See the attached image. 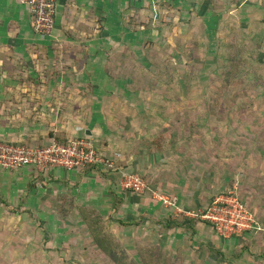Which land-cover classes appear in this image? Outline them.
<instances>
[{"label": "rangeland", "instance_id": "374dc122", "mask_svg": "<svg viewBox=\"0 0 264 264\" xmlns=\"http://www.w3.org/2000/svg\"><path fill=\"white\" fill-rule=\"evenodd\" d=\"M126 2L106 15L96 5L95 15L65 31L57 69L64 75L57 112L63 135L96 120L91 131L101 152L130 159L150 186L166 180L168 166L185 173L186 186H212L201 203L215 188L241 198L238 185L264 186V0ZM72 190L16 187L13 206L0 205V264H144L139 247H160L153 223L137 239L141 220L117 223L112 203L102 198L98 210ZM251 237L215 249L209 264H264V232L257 242Z\"/></svg>", "mask_w": 264, "mask_h": 264}, {"label": "crops", "instance_id": "0c3cea01", "mask_svg": "<svg viewBox=\"0 0 264 264\" xmlns=\"http://www.w3.org/2000/svg\"><path fill=\"white\" fill-rule=\"evenodd\" d=\"M128 1L133 6H142L144 2H148ZM117 2L122 4L118 7H124L127 3L126 0H60L55 28L49 36L42 37L36 32L30 9L26 5L18 0H0V141L20 145L31 141L33 146H43L54 141L53 136L62 134V117L58 120L57 112L63 108L64 75L63 72L58 73L57 69L59 64L62 66L59 48L67 43L69 38L65 37V31L78 26L87 18L86 15H95L96 5L106 15L105 11L111 13L110 8H117ZM98 110L95 107V112ZM98 116L95 114L94 118ZM96 122L93 120L90 129L79 126L71 131L72 134H67L76 138L82 137L81 133L84 132V137L89 138L94 147L100 150L101 145L97 139L99 135L91 131ZM109 123H105L107 127L110 126ZM104 133H107L106 129ZM103 154L112 157L116 153L110 151ZM120 162L122 164L117 167V176L104 172L100 166L70 172L53 170L44 174L31 168L6 170L0 167V205L13 206L12 199L15 198L17 186H65L73 189V195L77 196L79 201L86 202L84 204L92 208H97L98 200L104 198L112 203L110 208L114 207L117 213V223L127 226L128 220H141V225L137 227V239L144 238V234L148 232L147 223H153L157 245L164 251L180 257L181 264H209L208 260L212 255V259L219 256L214 253L215 249L223 251L228 245L240 242L239 239L221 238L210 224L190 215L206 208L221 190L213 189L211 200L201 203L199 198L204 199L206 189L212 186H205L204 183L199 186H186L185 182H189V179L185 173H179L173 170L172 166H168L167 170L173 177L167 173L166 180H162L164 176L158 178L157 174L159 186L148 184L149 187L143 194L123 191L120 187L123 174L139 172L131 167L130 159L125 157L118 163ZM163 181L167 186H164ZM254 182L255 185L260 183L256 176ZM238 186L241 199L254 213L260 228L255 230L257 233L254 231L246 235H252V240L257 242L255 237L264 232V186ZM31 189L33 190L32 187ZM112 192L118 195L117 202L109 198ZM163 194L176 196L179 199V209L165 208L158 199V196ZM198 205L202 206L199 208ZM262 249L264 251V248Z\"/></svg>", "mask_w": 264, "mask_h": 264}, {"label": "built area", "instance_id": "2783aa9c", "mask_svg": "<svg viewBox=\"0 0 264 264\" xmlns=\"http://www.w3.org/2000/svg\"><path fill=\"white\" fill-rule=\"evenodd\" d=\"M18 1L30 9L36 32L42 37L49 36L55 28L60 0ZM122 159L121 153L106 156L87 137L72 138L68 144L54 140L43 146L0 141V167L6 170L31 168L43 174L53 170L81 171L94 166H100L104 170H117L116 165ZM120 187L123 191L143 194L149 186L137 174L125 173ZM158 199L165 208L178 207L179 199L176 196L163 194ZM190 215L210 224L218 236L227 240L240 239L256 229L260 230L254 213L233 191L214 196L206 208Z\"/></svg>", "mask_w": 264, "mask_h": 264}, {"label": "trees", "instance_id": "16d2710c", "mask_svg": "<svg viewBox=\"0 0 264 264\" xmlns=\"http://www.w3.org/2000/svg\"><path fill=\"white\" fill-rule=\"evenodd\" d=\"M66 135L67 136H64L63 133L62 134L59 133V134L53 136V139H55L56 141H58L61 144H68L71 141V139L68 136V134H66ZM25 145H29V144L26 143ZM30 190L32 191V189H30ZM87 210L85 207H82L80 209L85 223H88L91 230L94 231V228L92 226L94 224H92V222L89 221L90 218H88V214L86 212ZM94 238H95L98 246H100L101 249L104 250L105 253L111 257V259L115 260L116 255L107 251L104 244L102 243V240L98 237V235H95ZM143 247L144 246H141V248L139 247V251H140V254L143 256L142 259H143L144 264H181L178 258L174 259L171 255L169 256L160 247H157L155 249L154 248L147 249L146 247L145 248H143ZM124 255H126L125 252H123V256Z\"/></svg>", "mask_w": 264, "mask_h": 264}]
</instances>
